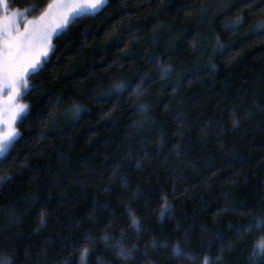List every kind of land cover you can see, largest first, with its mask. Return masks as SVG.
<instances>
[{
	"label": "trees",
	"instance_id": "1",
	"mask_svg": "<svg viewBox=\"0 0 264 264\" xmlns=\"http://www.w3.org/2000/svg\"><path fill=\"white\" fill-rule=\"evenodd\" d=\"M256 2L108 0L54 36L0 156V260L264 264V228L235 231L264 216Z\"/></svg>",
	"mask_w": 264,
	"mask_h": 264
},
{
	"label": "snow or ice",
	"instance_id": "2",
	"mask_svg": "<svg viewBox=\"0 0 264 264\" xmlns=\"http://www.w3.org/2000/svg\"><path fill=\"white\" fill-rule=\"evenodd\" d=\"M5 4L6 0H0V9H3L0 11V154L19 136L16 125L20 122L19 118L28 112L30 106L18 101L22 100V97L26 95V90L29 89V77L34 76L37 71H43L45 61L50 59V54H55L54 35L75 23L84 13H95L109 6L108 0H48L39 15L28 17L24 15V10H9ZM36 6H31L33 11ZM262 6H264V0H257L254 5L264 11ZM245 7L252 8L253 5L245 4ZM22 17L23 22L21 23ZM254 29L264 31V19L256 21ZM123 88V83L115 85L117 91ZM76 111H79L78 107ZM173 148H178V145L174 143ZM160 153L161 150L158 149L156 154ZM156 154L145 152L143 159L152 160ZM177 155H179L178 151ZM136 163L139 165L140 161L137 160ZM7 178L6 175L0 176V180ZM164 199L166 201L167 198L164 197ZM169 207L166 202L162 205L163 210L159 214L161 218ZM239 210L243 211V209ZM43 217L44 210L42 209V221ZM254 219L255 225H238L235 231L237 233L241 230L251 232L253 227L264 228V216H255ZM132 223H137L134 215ZM85 239L92 240L91 237H85ZM259 247L264 248V241L260 242ZM88 251V248L81 250L82 260ZM173 251L182 254L179 245H175ZM118 255L129 256L131 253L121 248ZM190 258L195 259L196 256H190ZM211 260V256L205 254L203 264H211ZM0 264H9V262L5 258L0 260ZM35 264H39L38 259Z\"/></svg>",
	"mask_w": 264,
	"mask_h": 264
},
{
	"label": "rangeland",
	"instance_id": "3",
	"mask_svg": "<svg viewBox=\"0 0 264 264\" xmlns=\"http://www.w3.org/2000/svg\"><path fill=\"white\" fill-rule=\"evenodd\" d=\"M9 5V6H8ZM31 6H36V4H31V5H29L28 7H25V8H22V10H24V15H26V16H28V17H32V16H37V15H39V12L42 10H40V9H38V7L36 6L35 7V11H33L32 10V7ZM5 7L6 8H8L9 10H12V9H19V8H12L11 6H10V2H8V0H6V4H5ZM0 11H3V9H0ZM91 12H86V13H84L85 15L86 14H90ZM23 22V17L21 18V23ZM56 35V34H55ZM54 35V36H55ZM24 97V96H23ZM23 97H22V100L21 101H18V102H23V103H26V102H24L23 101ZM26 114V113H25ZM25 114H23L20 118H19V121L21 120V118L25 115ZM19 123V122H18ZM18 123H17V125L16 126H18ZM18 128V127H17ZM11 145V144H10ZM9 145V146H10ZM9 148V147H8ZM8 148L7 149H5L4 150V152L2 153V154H0V156H2L7 150H8Z\"/></svg>",
	"mask_w": 264,
	"mask_h": 264
}]
</instances>
